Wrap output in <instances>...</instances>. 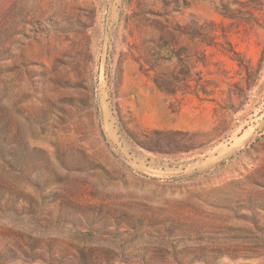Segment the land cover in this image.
<instances>
[{"label":"rangeland","instance_id":"rangeland-1","mask_svg":"<svg viewBox=\"0 0 264 264\" xmlns=\"http://www.w3.org/2000/svg\"><path fill=\"white\" fill-rule=\"evenodd\" d=\"M101 259L264 264V0H0V264Z\"/></svg>","mask_w":264,"mask_h":264},{"label":"trees","instance_id":"trees-1","mask_svg":"<svg viewBox=\"0 0 264 264\" xmlns=\"http://www.w3.org/2000/svg\"><path fill=\"white\" fill-rule=\"evenodd\" d=\"M146 62H147V64H149L150 69H152L154 71L157 70L158 66L153 65L151 61H146ZM191 69H192V67L189 66V67H187V69L185 71L182 72L183 75L186 76V78H191L192 77L191 76ZM182 80H185V79L184 78L183 79H179L176 75H174L172 73L170 76H166L165 75L164 79L161 78V76L156 75L155 79H154V82L158 86V88H160L161 90H164L167 93L173 94V93L177 92V89L174 90V88H176V83H178V82H180ZM184 83L187 84V81L184 82ZM203 92H205V91H203ZM194 94L200 97L199 90H196V92ZM98 262H99V264H111L109 262V260H107V259H101Z\"/></svg>","mask_w":264,"mask_h":264}]
</instances>
